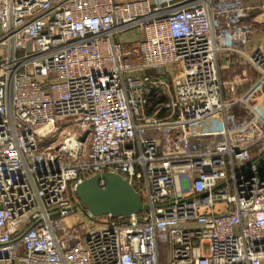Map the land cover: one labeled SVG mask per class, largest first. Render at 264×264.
Here are the masks:
<instances>
[{"label": "built area", "instance_id": "1", "mask_svg": "<svg viewBox=\"0 0 264 264\" xmlns=\"http://www.w3.org/2000/svg\"><path fill=\"white\" fill-rule=\"evenodd\" d=\"M263 83L264 0H0V264H264Z\"/></svg>", "mask_w": 264, "mask_h": 264}, {"label": "water", "instance_id": "2", "mask_svg": "<svg viewBox=\"0 0 264 264\" xmlns=\"http://www.w3.org/2000/svg\"><path fill=\"white\" fill-rule=\"evenodd\" d=\"M105 187H100V181ZM77 203L74 208H84L93 218L129 217L146 212L148 206L125 178L114 173L91 176L75 190Z\"/></svg>", "mask_w": 264, "mask_h": 264}, {"label": "rangeland", "instance_id": "3", "mask_svg": "<svg viewBox=\"0 0 264 264\" xmlns=\"http://www.w3.org/2000/svg\"><path fill=\"white\" fill-rule=\"evenodd\" d=\"M251 75H252V78L255 79V81L258 80V76H256L255 72L252 71ZM225 95H227V99H229V97L231 96L227 92L225 93ZM246 101L252 108L259 110L261 112H264V83L259 86H256L254 88V91L246 97ZM71 194L73 196V200H77L75 193L71 192ZM78 229L81 230L79 226H78ZM205 249H207V246H205ZM169 255H170V252H169V248L167 244L161 243L160 244V263L168 264Z\"/></svg>", "mask_w": 264, "mask_h": 264}]
</instances>
